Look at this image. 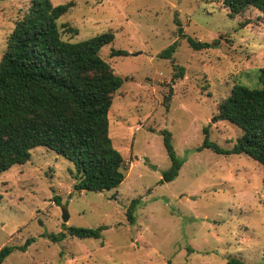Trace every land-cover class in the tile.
<instances>
[{
  "label": "rangeland",
  "instance_id": "374dc122",
  "mask_svg": "<svg viewBox=\"0 0 264 264\" xmlns=\"http://www.w3.org/2000/svg\"><path fill=\"white\" fill-rule=\"evenodd\" d=\"M50 2L68 5L56 22L63 41L113 34L99 56L123 80L108 120L125 179L116 189L77 192L69 160L43 147L32 149L25 164L0 174V249L34 241L1 264H224L229 258L264 264L263 167L245 154L200 148L204 128L209 142L223 150L241 135L233 124L217 120L216 108L234 85L261 88V13L250 8L230 18L222 0ZM29 5L30 0H0V57ZM242 22L248 24L241 28ZM188 39L217 45L196 51ZM174 42L171 58H159ZM112 50L128 55L111 57ZM179 68L183 75L176 78ZM163 130L182 163L168 183L161 181L171 164ZM134 200L129 223L126 211ZM99 226L107 228L97 239L47 238L67 227Z\"/></svg>",
  "mask_w": 264,
  "mask_h": 264
},
{
  "label": "trees",
  "instance_id": "16d2710c",
  "mask_svg": "<svg viewBox=\"0 0 264 264\" xmlns=\"http://www.w3.org/2000/svg\"><path fill=\"white\" fill-rule=\"evenodd\" d=\"M222 6L230 18L253 8L261 13L264 24V0H222ZM67 8L54 6L50 0H30L9 34L0 57V174L25 164L32 149L43 147L73 164L74 191L99 193L118 188L125 179L124 160L112 145L108 120L113 95L123 80L99 56L100 48L113 41L112 33L77 43L61 39L56 22ZM247 24L239 25L243 28ZM188 44L199 51L215 47L217 41L188 39ZM175 47L176 42L162 50L159 58L170 59ZM127 55L121 50L110 52L111 57ZM183 71L179 68L174 77L181 78ZM259 83L261 88L252 90L234 85L229 96L217 103V120L241 131L233 147L218 148L209 142L204 128L200 148L221 155L245 154L264 170V70ZM170 98L171 89L164 100L166 109ZM161 134L171 163L161 181L168 183L178 175L182 163L175 156L169 132ZM136 205L137 200L132 201L126 211L129 223L134 221ZM106 228L67 227L47 238L54 243L66 236L97 239ZM33 241L30 238L20 247H2L0 264L14 249L24 252ZM224 264L247 263L229 258Z\"/></svg>",
  "mask_w": 264,
  "mask_h": 264
},
{
  "label": "water",
  "instance_id": "95a60500",
  "mask_svg": "<svg viewBox=\"0 0 264 264\" xmlns=\"http://www.w3.org/2000/svg\"><path fill=\"white\" fill-rule=\"evenodd\" d=\"M150 167H151V169H153V170L156 169L155 166L150 165ZM68 219H69L68 213H67L66 210L63 209V210H62V221H63V223H64V224L67 223Z\"/></svg>",
  "mask_w": 264,
  "mask_h": 264
}]
</instances>
